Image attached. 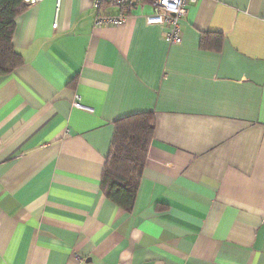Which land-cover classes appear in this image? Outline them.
<instances>
[{
  "label": "crops",
  "instance_id": "1",
  "mask_svg": "<svg viewBox=\"0 0 264 264\" xmlns=\"http://www.w3.org/2000/svg\"><path fill=\"white\" fill-rule=\"evenodd\" d=\"M93 1L39 0L16 18L0 264H264V0L190 3L180 44L147 24L149 5L97 25L119 10ZM204 33L223 34L218 50ZM138 112L156 128L127 211L102 178L115 122Z\"/></svg>",
  "mask_w": 264,
  "mask_h": 264
},
{
  "label": "trees",
  "instance_id": "2",
  "mask_svg": "<svg viewBox=\"0 0 264 264\" xmlns=\"http://www.w3.org/2000/svg\"><path fill=\"white\" fill-rule=\"evenodd\" d=\"M26 7L24 0H0V75L9 74L23 64V56L13 44V36L16 18ZM131 8L127 9L128 13ZM222 41L221 33H204L201 38L203 47L216 50ZM155 128L153 112L132 113L115 122L102 190L108 199L124 210L131 211L134 206Z\"/></svg>",
  "mask_w": 264,
  "mask_h": 264
},
{
  "label": "built area",
  "instance_id": "3",
  "mask_svg": "<svg viewBox=\"0 0 264 264\" xmlns=\"http://www.w3.org/2000/svg\"><path fill=\"white\" fill-rule=\"evenodd\" d=\"M39 0H24L27 5L37 3ZM198 0H94L93 6L101 9L104 5L115 7L119 10L117 14H100L96 18L97 25H119L124 23L131 13L127 12L130 7H145L149 5L151 12L146 15V22L149 25L160 24L167 27L165 40L170 44H180L183 40L181 20L187 13V6L196 3ZM59 7V2L57 3ZM131 8V9H132ZM58 21L53 23L57 27ZM76 95L74 105L84 107Z\"/></svg>",
  "mask_w": 264,
  "mask_h": 264
}]
</instances>
